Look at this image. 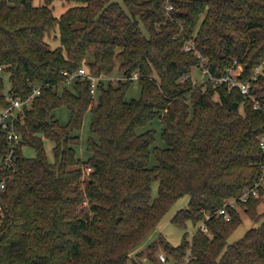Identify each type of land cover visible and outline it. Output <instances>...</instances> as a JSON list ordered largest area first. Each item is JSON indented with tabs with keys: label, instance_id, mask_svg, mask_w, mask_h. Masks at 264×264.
<instances>
[{
	"label": "trees",
	"instance_id": "trees-1",
	"mask_svg": "<svg viewBox=\"0 0 264 264\" xmlns=\"http://www.w3.org/2000/svg\"><path fill=\"white\" fill-rule=\"evenodd\" d=\"M55 1L0 0V108L9 104L5 93L27 99L40 85L16 119L21 138L13 148L0 127V264H129L184 195L172 222L205 221L208 230L197 227L178 244L161 234L149 244L152 263L137 264L161 261L158 244L171 264H264L260 199L239 200L262 221L233 241L243 222L238 208L229 217L216 212L264 179V74L251 79L259 107L237 86L191 75L199 65L221 77L236 59L240 77H252L264 59V0H71L60 15ZM192 38L201 56L185 50ZM83 65L125 78L101 77L95 101L90 78L68 84L61 72ZM135 71L139 78H129ZM135 80L140 96L128 97ZM60 106L70 112L65 124Z\"/></svg>",
	"mask_w": 264,
	"mask_h": 264
},
{
	"label": "rangeland",
	"instance_id": "rangeland-1",
	"mask_svg": "<svg viewBox=\"0 0 264 264\" xmlns=\"http://www.w3.org/2000/svg\"><path fill=\"white\" fill-rule=\"evenodd\" d=\"M117 1H119L122 5H124L123 0H117ZM73 4H75V2L71 0H56L53 6L54 13L56 15H60L66 8L70 7ZM49 39H51L53 46L59 44V38L55 40H53L52 38H49ZM89 57L92 58L91 55ZM191 75L193 76V78L196 80L197 83H201L204 81V76L202 75V68L199 65L193 67ZM119 76H121V73L113 72L112 74L108 75V79L117 78ZM71 87H73V85ZM140 93H141V85L138 80H135L131 88L129 89L127 96L128 97H138L140 96ZM94 97H95L94 100L96 101L97 92L94 93ZM56 115L59 118L60 122L63 124L67 123L70 118V112L66 106L58 107L56 109ZM90 121H91V112L89 111L85 115L83 126L80 131L81 144H80L78 153L83 158H86L89 155V152L87 151V139L90 134ZM156 126L159 128L158 125ZM157 142L163 144L160 131L157 134ZM53 144L54 143L51 139L49 138L44 139V145H45L46 152L49 158L51 159H54ZM23 149H24V153L29 156H33L36 153L35 148L30 145H25ZM157 185H158L157 182L153 183V189H152L153 196L157 194ZM259 199H260V202L258 205V209H264V193L262 196L259 197ZM187 201H188L187 195L181 196L175 201V203L170 207V209L163 215L159 225L145 238V240L141 243V245L132 253V256L129 259V264H137L136 261L152 263L150 259L148 258L149 257L148 251L151 249L149 244L155 241L161 234L165 235L173 244L180 243L185 233H187L189 237L192 236L196 228L200 226L201 222L196 226L194 222L188 221L186 226H179L173 223L171 220L174 213L179 208L186 205ZM235 208H238L240 215L243 218V222L229 236L228 238L229 241H233L235 239L243 237L249 228L259 225L262 221L260 220L258 222H255L250 217H248L247 213L244 211V208L241 206L239 202L238 203L236 202ZM206 230H208V228ZM140 252H142V254H140ZM155 253H156V256H159L160 254H164L165 256H167L163 247L159 244L157 246ZM157 260H158V257H157ZM153 264H164V263L158 260L157 262Z\"/></svg>",
	"mask_w": 264,
	"mask_h": 264
},
{
	"label": "built area",
	"instance_id": "built-area-1",
	"mask_svg": "<svg viewBox=\"0 0 264 264\" xmlns=\"http://www.w3.org/2000/svg\"><path fill=\"white\" fill-rule=\"evenodd\" d=\"M167 9L173 8V5L171 3L167 4ZM185 50L190 51L194 50L195 54L197 56H201V52L198 50L195 44L194 38L187 41L184 45ZM202 68V75L204 76V80L207 78H212L216 82H227L229 88L232 87H239L241 92L245 95L246 98H250L254 101V106L259 107V101L256 98V95L252 93L251 87H252V78H256L259 74H264V59L262 62L256 66L254 73L252 77L248 80H244L240 77L242 73V64L239 63L236 59L234 60V63L230 66L228 69V72L224 74L221 77H214L211 75L209 69L205 66ZM2 66L0 65V72H1ZM62 74L67 76L66 82L72 83L76 77L80 76L82 78H90L92 80V87L91 92L94 94L96 93V83L101 78H108V75H102L97 76L92 73H90L87 68L83 65L80 66L78 69L74 71H68V70H62ZM140 74L138 71H135L132 73V75L129 76V78L137 79L139 78ZM125 78V76L121 75L117 78H111L115 81ZM40 85L34 88L33 92L27 99H21L19 97H16L15 95L11 93H5L6 99L9 101V104L0 108V127L7 130V138L8 141L13 148L16 143H18L19 139L21 138V135L19 131L16 129V119L20 117V112L22 110L23 104L29 102L30 99H32L39 91ZM261 145L264 147V135L261 137ZM6 161H11L12 156L11 153H9L5 157ZM91 167H87V170L89 171ZM1 187L3 188L5 186L4 182H1ZM261 187H264V179L261 178L259 181H257L253 186L247 187L244 189L243 193L239 196V198H230L227 200L220 208L216 210L218 214H223L225 217H229V208L235 207L236 202L238 203L240 201H246L249 199V197L254 196L256 198H259L263 195V192L261 191ZM210 214L206 215V218H209ZM201 229L206 230L207 225L205 221H202L200 226ZM160 259L162 263L164 264H171L168 257L164 254H160Z\"/></svg>",
	"mask_w": 264,
	"mask_h": 264
}]
</instances>
